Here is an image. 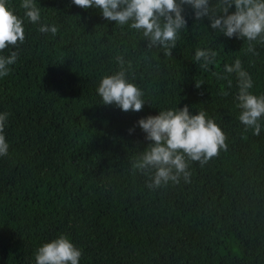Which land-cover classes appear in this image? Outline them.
Instances as JSON below:
<instances>
[{"label": "trees", "instance_id": "trees-1", "mask_svg": "<svg viewBox=\"0 0 264 264\" xmlns=\"http://www.w3.org/2000/svg\"><path fill=\"white\" fill-rule=\"evenodd\" d=\"M21 2L9 0L25 40L0 52L18 54L0 77V113H9L0 264H36L38 248L61 235L82 250L79 264H264V119L259 135L245 130L238 77L225 70L240 59L250 91L264 94V43L228 37L184 5L187 28L165 56L96 7L36 0L41 20L32 23ZM43 24L58 32H40ZM198 48L217 53L207 69L195 60ZM118 56L144 92L139 112L105 105L98 94L102 78L120 70ZM185 105L220 125L227 151L203 166L189 161L187 182L149 188V176L132 168L152 143L138 121Z\"/></svg>", "mask_w": 264, "mask_h": 264}, {"label": "clouds", "instance_id": "clouds-1", "mask_svg": "<svg viewBox=\"0 0 264 264\" xmlns=\"http://www.w3.org/2000/svg\"><path fill=\"white\" fill-rule=\"evenodd\" d=\"M73 3L84 9L96 7L105 19L141 31L149 41L148 48H162L165 56L172 55L181 29L187 28V20L182 15L184 5L195 9L198 20L208 17L211 27L228 37L238 35L249 42L259 40L264 43V0H217L215 5H210L209 0H73ZM233 4L235 11L229 14ZM20 7L30 22L41 20V8L36 0H22ZM39 31L55 35L58 27L43 24ZM24 40V19L10 6L9 0H0V52ZM248 50L253 51L251 44ZM216 56L212 49L198 48L195 52V60L202 61L200 67L203 69L213 64ZM17 58L15 51L8 56L0 55V77L9 75L10 66ZM117 60L120 70L102 78L98 94L105 105L116 104L125 112H139L146 102L144 92L129 79L123 57L118 56ZM225 70L238 77L236 99L237 107L241 109L240 122L246 131L253 129L254 134L259 135L264 119V94L256 95L250 91L253 80L240 59L226 65ZM214 75L222 78L218 73ZM200 85L197 83V87ZM8 116L7 112L0 113V156L7 155L9 150L5 135ZM138 124L152 143L135 159L132 168L134 172L139 170L149 176V188H159L169 182L178 184L181 178L189 181V161H198L203 166L228 148L227 135L220 125L205 111L192 114L187 105L141 118ZM81 256L82 250L67 235H61L40 246L35 261L36 264H79Z\"/></svg>", "mask_w": 264, "mask_h": 264}]
</instances>
